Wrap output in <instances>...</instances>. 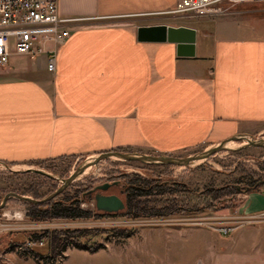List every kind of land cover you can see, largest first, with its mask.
Segmentation results:
<instances>
[{
    "label": "crops",
    "instance_id": "obj_1",
    "mask_svg": "<svg viewBox=\"0 0 264 264\" xmlns=\"http://www.w3.org/2000/svg\"><path fill=\"white\" fill-rule=\"evenodd\" d=\"M177 1L58 0L73 21L55 71L44 56L17 55L0 69V163L174 154L263 132L264 38L234 18L168 14ZM154 26L191 29L194 42L138 40ZM228 210L263 211L264 188ZM65 254L62 264H110L100 252Z\"/></svg>",
    "mask_w": 264,
    "mask_h": 264
},
{
    "label": "rangeland",
    "instance_id": "obj_2",
    "mask_svg": "<svg viewBox=\"0 0 264 264\" xmlns=\"http://www.w3.org/2000/svg\"><path fill=\"white\" fill-rule=\"evenodd\" d=\"M235 1L230 4L229 13L220 17L234 18L245 28L244 36L264 38V3ZM226 3L224 2V6ZM246 138L259 141L264 139V131ZM245 143L243 139L231 141L228 144L229 148L207 160L193 162L189 166L126 162L117 158L105 159L96 166L87 168L65 188L63 195L61 193V196H57L58 200L73 197V200L79 201L82 210L91 211L93 216L77 220L30 219V221L27 219L32 227L37 224L41 229H29V224H26L25 231L0 235V264H20L23 261L38 264L41 260L33 258L23 247L27 244L23 243L29 233L40 234L46 231L49 233L76 231L74 233L79 235L78 241L95 250L89 251L90 253L100 252L110 264H264V223L248 226H241L240 223H225L226 217H232L229 216L232 210L223 209L196 215L202 225L192 226L189 224L193 223L189 221L191 218L180 215L165 219H130L124 215L125 210L116 214H107L110 216L102 215L106 213L95 210L94 194H88L99 185L117 182L116 185L100 193L119 196L125 203L126 183L134 176L150 181L158 179L170 184L173 182L176 191L180 190L179 184L187 185L192 190H200L204 186L244 185L248 183L249 176L256 180L264 173V169L261 170L259 167L264 160V146L248 147ZM207 149L208 147L198 146L174 154L145 150H129L121 153L186 158L200 155ZM92 158L94 157H67L44 163L28 162L13 166L0 163V199L12 193L33 199L30 193L37 192L42 197L39 200H43L61 187L63 181L78 167ZM175 195L181 197L183 194ZM15 206L25 207L23 202L10 199L0 210V218L2 213ZM185 218L188 220L187 224L183 221ZM229 221L233 220L229 219ZM208 222L212 224L209 225ZM225 225L236 229L229 235L223 236L217 232V229ZM122 230H130L132 235L126 239L113 236L112 231ZM29 247L41 255L49 251L47 240L42 245L35 243ZM72 249L76 248L68 242L66 250ZM66 250L51 262L42 260V263L62 264ZM70 260H74V256H70Z\"/></svg>",
    "mask_w": 264,
    "mask_h": 264
},
{
    "label": "trees",
    "instance_id": "obj_3",
    "mask_svg": "<svg viewBox=\"0 0 264 264\" xmlns=\"http://www.w3.org/2000/svg\"><path fill=\"white\" fill-rule=\"evenodd\" d=\"M118 151L126 152L129 150ZM259 167L261 170L264 169V160ZM169 184L167 181H159L158 179L150 181L139 176H134L133 179L128 180L125 188L127 196L124 215L130 219H165L176 215L196 216L223 209H233L242 202L241 197L262 192L264 173L256 180L249 176L248 183L244 185L204 186L200 190H192L187 185L179 184L180 190L176 191L173 188V182ZM180 193L183 194L181 197L175 195H180ZM30 195L33 199H42L37 192H32ZM58 198L43 204L23 202L24 208L27 210V217L31 220L46 221L49 219H88L93 216L91 211L82 210L79 207V201L73 200V197L64 200H58ZM102 215L110 216L107 214ZM74 232L76 231L29 233L23 244H26V242L43 243L47 240L49 251L45 255L35 252L26 245H23V247L27 249L33 258L45 262H51L60 256L66 250L68 242L76 249L95 251L80 243L78 241L79 235ZM112 232L115 238L120 239H126L132 235L130 230Z\"/></svg>",
    "mask_w": 264,
    "mask_h": 264
},
{
    "label": "built area",
    "instance_id": "obj_4",
    "mask_svg": "<svg viewBox=\"0 0 264 264\" xmlns=\"http://www.w3.org/2000/svg\"><path fill=\"white\" fill-rule=\"evenodd\" d=\"M244 1L264 3V0H239ZM224 2H227L225 6ZM235 2V0H178L168 14L187 15L192 18L220 17L227 15L231 9L230 4ZM72 21L60 17L58 0H0V69L8 65L11 55L27 57L30 60L44 56L47 61L46 70L54 72L58 48L70 37V31L65 25ZM186 218L183 219L184 222L188 221ZM188 218H191L189 221L193 223L189 224L192 226L202 225L195 216ZM27 219L29 218L24 207L15 206L8 209L1 214L0 235L27 230L26 224H29ZM229 219L233 221L230 222ZM224 220H227L225 223H240L241 226L262 224L264 210L251 213L244 211ZM29 229L41 228L37 224L33 227L29 224ZM235 229L225 225L219 227L217 232L227 236ZM26 244L29 247L35 243Z\"/></svg>",
    "mask_w": 264,
    "mask_h": 264
},
{
    "label": "water",
    "instance_id": "obj_5",
    "mask_svg": "<svg viewBox=\"0 0 264 264\" xmlns=\"http://www.w3.org/2000/svg\"><path fill=\"white\" fill-rule=\"evenodd\" d=\"M195 32L191 29H187L184 27L180 28H172L165 26H154L149 28H139L138 29V40L145 41L151 40L154 42H175L178 44L188 43L193 44L194 42ZM247 136H235L225 141H222L214 146L208 147L206 151L201 153L200 155L188 156L186 158H177L172 156H152V155H138L137 153L129 154V153H121L118 151H107L100 153L98 155H93L90 161L78 167L67 179L63 181L61 187H59L54 193L44 198L43 200H34L29 197L20 196L16 194H7L0 202V210L4 208L6 202L10 199H17L21 202H30L33 204H43L55 199L59 196L66 187L76 180L81 174L85 172V170L89 167L96 166L99 162L109 159V158H117L126 162H143L147 164H164V165H176V166H189L193 162H199L207 160L208 158L214 156L218 152L225 150L228 147V144L231 141H236L243 139L245 140V146L248 147H263L264 139L259 141H251L246 138ZM117 182L112 184H104L99 185L89 191V193L98 191H106L110 186L116 185ZM94 207L97 212L106 213V214H116L120 211H123L125 208L124 202L116 195H102L97 193L94 195Z\"/></svg>",
    "mask_w": 264,
    "mask_h": 264
},
{
    "label": "flooded vegetation",
    "instance_id": "obj_6",
    "mask_svg": "<svg viewBox=\"0 0 264 264\" xmlns=\"http://www.w3.org/2000/svg\"><path fill=\"white\" fill-rule=\"evenodd\" d=\"M112 186H113V185H112ZM110 187H111V186H110ZM110 187H109V188H110ZM90 191H91V190H90ZM97 193H100V192H98V191H94V192H91V193H88V194H94V195H95V194H97ZM100 194H101V193H100ZM102 195H104V194H102ZM118 197H119V196H118ZM93 198H94V196H93ZM119 198H120V197H119ZM120 199H121V198H120ZM121 200H122V199H121ZM122 201H123V200H122ZM123 202H124V201H123ZM124 204H125V203H124Z\"/></svg>",
    "mask_w": 264,
    "mask_h": 264
}]
</instances>
